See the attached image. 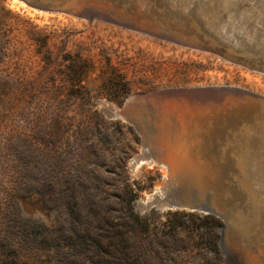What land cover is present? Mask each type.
<instances>
[{"label": "rangeland", "instance_id": "rangeland-1", "mask_svg": "<svg viewBox=\"0 0 264 264\" xmlns=\"http://www.w3.org/2000/svg\"><path fill=\"white\" fill-rule=\"evenodd\" d=\"M194 88L264 96V74L0 0V264H244L212 189L157 142L159 93Z\"/></svg>", "mask_w": 264, "mask_h": 264}, {"label": "water", "instance_id": "water-1", "mask_svg": "<svg viewBox=\"0 0 264 264\" xmlns=\"http://www.w3.org/2000/svg\"><path fill=\"white\" fill-rule=\"evenodd\" d=\"M20 1L40 11L110 17L120 26L210 51L264 74V0ZM159 94L177 102L178 112L193 114L191 156L208 163L223 186L245 195L234 178L240 175L241 160L264 180L263 95L237 88L171 89ZM213 213L225 219L223 212Z\"/></svg>", "mask_w": 264, "mask_h": 264}, {"label": "bare ground", "instance_id": "bare-ground-1", "mask_svg": "<svg viewBox=\"0 0 264 264\" xmlns=\"http://www.w3.org/2000/svg\"><path fill=\"white\" fill-rule=\"evenodd\" d=\"M151 37H155V34H152ZM178 106L180 105L177 102L170 100L164 102V110L160 119L161 123L157 130V142L165 148L164 153L168 165L176 163L180 167L187 164L189 167L185 166L189 169L191 167L190 164L193 165L194 171H196V175L204 187L212 189L213 203L221 213L223 212L229 227L230 240L240 249V258L243 263L264 264L263 178L254 171V168L248 162L241 160L239 166L241 167L240 175L238 179L237 176L234 178L239 181L245 195L232 193L229 188L223 186L221 180L208 163L191 156L193 150L191 146L195 144L192 136L193 124L191 122L193 114L183 111L178 112ZM183 167L181 166V168Z\"/></svg>", "mask_w": 264, "mask_h": 264}]
</instances>
